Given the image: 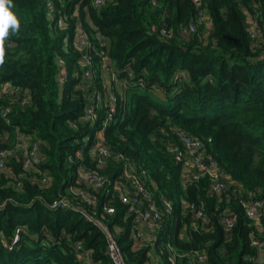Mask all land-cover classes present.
<instances>
[{
	"label": "trees",
	"instance_id": "1",
	"mask_svg": "<svg viewBox=\"0 0 264 264\" xmlns=\"http://www.w3.org/2000/svg\"><path fill=\"white\" fill-rule=\"evenodd\" d=\"M13 5L20 26L5 42L0 66V87L10 90L0 97V148L12 149L17 133L40 140L35 167L50 184H40L34 168H23L20 152L8 158L0 171V264H84L85 258L112 264L97 227L78 212L48 204L75 182L82 164L117 176L123 162L115 154L144 170L148 190L171 204L168 211L162 208L153 245L138 248L119 193L108 184L89 188L96 199L92 209L115 233L128 264H151L153 255L159 264H187L179 258L170 262L168 246L177 252L204 250L209 264H250L256 252L239 200L264 191V42L251 38L248 16L264 37V0H202L200 8L191 0H105L99 7L92 0H13ZM200 9L203 19L194 22ZM60 17L63 27L55 25ZM79 23L90 41L85 50L74 43ZM100 49L105 61L95 54ZM83 54L91 56L88 78ZM104 65L115 73L121 92L110 83L116 110L100 139L113 154L99 167L88 151L90 125L79 119L93 88L105 90ZM61 74L64 82L58 81ZM6 105L10 112L3 118ZM108 110L105 103L98 111L95 130ZM177 131L205 143L230 184L226 193L212 194L207 178L182 184L181 164L169 148L178 143ZM184 202L203 204L204 229L191 228ZM106 205L114 207L113 214ZM226 207L238 217L231 230L220 223ZM260 228L264 235V219ZM78 241L88 251L83 259Z\"/></svg>",
	"mask_w": 264,
	"mask_h": 264
},
{
	"label": "built area",
	"instance_id": "2",
	"mask_svg": "<svg viewBox=\"0 0 264 264\" xmlns=\"http://www.w3.org/2000/svg\"><path fill=\"white\" fill-rule=\"evenodd\" d=\"M196 7L202 6V0H191ZM105 3V0H92L95 7H99ZM49 10L52 11V6L48 4ZM204 12L199 10L194 22H200L203 19ZM55 25L63 27L66 25L64 17L56 20ZM190 29H194L191 24ZM248 32L253 39H260L264 42L263 34L261 33L257 22L254 17L248 16ZM164 33V31H162ZM74 43L83 47L85 50L90 46L88 35L79 23L74 32ZM95 54L101 58L106 59L105 51L103 49L95 51ZM82 60L85 64L84 76L90 77L92 71L88 68L91 61V56L83 54ZM59 64L64 61L60 59ZM105 71L109 77L104 79L106 85L105 90L100 92L96 87L93 88L92 95L86 102V108L79 121L89 124L90 131L93 136V141L88 146L89 154L97 162L98 166L105 165L106 158L110 157V147L100 139V134L104 127L112 120V114L116 110L115 94L111 90L110 83L114 82L121 92V83L116 78V75L111 71L110 67L104 65ZM59 82H64V75L58 76ZM124 85H126L124 83ZM123 86V84H122ZM139 86H143V81L139 80ZM124 87V86H123ZM10 93L9 87H4L1 90V95L8 96ZM14 97L9 99L12 102ZM22 102H27L24 97ZM108 106V113L104 117L102 127L96 129L98 118V111L102 108L103 104ZM10 112V106L6 105L1 110V116L6 118ZM73 128H77L76 122H71ZM178 143H171L169 145L170 151L176 162L181 164V180L184 186L192 185L202 178L209 180V190L213 194L221 195L226 193L230 185L224 179V171L221 169L211 153L208 152L205 143L185 131H177ZM3 137L0 136V139ZM87 141L89 140L88 138ZM41 141L33 139L31 136L17 133L16 140L12 149L0 148V171L6 170V163L8 158L14 153H21V161L23 168L26 170L35 169V172L41 174L37 178L38 182L42 185L50 184V178L47 174L40 173L35 163L38 162L40 157ZM114 159L122 161L123 165L117 176L110 178L98 171L90 169L87 165H80L77 168L75 175V182L70 184L65 190L64 194H60L55 198L48 207L52 210H70L78 212L86 221L97 227L103 234L106 241V252L112 264H128L122 253V250L117 242L116 235L107 224V222L98 217L92 207L96 203V199L89 188H101L103 185H111L114 190L119 193L121 202L126 206L125 216L131 215L132 217V235L135 239V244L138 248L153 245L155 241V232L161 224L162 208L166 211L170 209V202L161 197L159 200L153 196V193L145 186V171L139 169L138 165L120 154H115ZM234 191L240 189L239 186H234ZM247 219L249 227V244L255 249V256H249L248 261L250 264H264V235L260 228V221L264 219V191L255 196L253 193H246L244 198L239 200ZM4 203H0V209L3 208ZM184 208L192 213V222L190 224L193 230H202L207 225V214L204 210L203 204L196 205L191 202H184ZM105 211L109 214L114 213V207L106 205ZM220 218V223L225 230H231L237 222V213L230 208H224ZM18 229L15 232L13 241L18 239ZM75 248L80 250L82 259L87 255L88 251L83 250L80 241L75 243ZM169 254L167 259L175 263L176 258L187 260V264H209L206 252L204 250L196 249L189 251L177 252L168 246ZM84 264H92L88 259H84Z\"/></svg>",
	"mask_w": 264,
	"mask_h": 264
},
{
	"label": "clouds",
	"instance_id": "3",
	"mask_svg": "<svg viewBox=\"0 0 264 264\" xmlns=\"http://www.w3.org/2000/svg\"><path fill=\"white\" fill-rule=\"evenodd\" d=\"M13 0H0V66L5 64V42L19 29V21L10 9Z\"/></svg>",
	"mask_w": 264,
	"mask_h": 264
},
{
	"label": "crops",
	"instance_id": "4",
	"mask_svg": "<svg viewBox=\"0 0 264 264\" xmlns=\"http://www.w3.org/2000/svg\"><path fill=\"white\" fill-rule=\"evenodd\" d=\"M2 87H7V86H2ZM2 87H0V92L3 89ZM0 97H1V94H0ZM150 262H151V264H159L160 259H159L158 255L151 256Z\"/></svg>",
	"mask_w": 264,
	"mask_h": 264
},
{
	"label": "rangeland",
	"instance_id": "5",
	"mask_svg": "<svg viewBox=\"0 0 264 264\" xmlns=\"http://www.w3.org/2000/svg\"><path fill=\"white\" fill-rule=\"evenodd\" d=\"M17 229H18V228H17ZM17 229H16V230H17ZM18 233H19V229H18ZM18 233H17V235H18ZM18 236H19V235H18Z\"/></svg>",
	"mask_w": 264,
	"mask_h": 264
}]
</instances>
